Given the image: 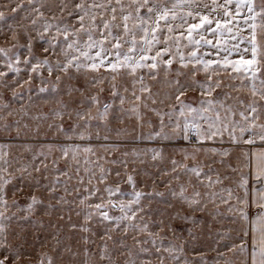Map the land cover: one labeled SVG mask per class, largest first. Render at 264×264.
Here are the masks:
<instances>
[{
    "label": "snow or ice",
    "instance_id": "1",
    "mask_svg": "<svg viewBox=\"0 0 264 264\" xmlns=\"http://www.w3.org/2000/svg\"><path fill=\"white\" fill-rule=\"evenodd\" d=\"M0 131V264H264V0L0 2Z\"/></svg>",
    "mask_w": 264,
    "mask_h": 264
},
{
    "label": "rangeland",
    "instance_id": "2",
    "mask_svg": "<svg viewBox=\"0 0 264 264\" xmlns=\"http://www.w3.org/2000/svg\"><path fill=\"white\" fill-rule=\"evenodd\" d=\"M0 2H5V0H0ZM24 2L26 3V0H24ZM34 89H35V86H33ZM156 87H159V86H154V90H156ZM33 96L35 98V91L33 92ZM188 99L189 101H193L196 99V96L194 93H190L189 96H188ZM24 103H27V101L25 100ZM45 112L47 111V107H44L43 109ZM94 125L96 122H93ZM65 127L67 128L68 125L66 124ZM44 131H47L46 129H44ZM12 136H15V132L12 133ZM54 136H55V133L54 132H48L47 133V138L45 139V136L44 134L42 133L41 137H40V140L39 141H36V140H30L29 142L31 143H48V142H52V143H57V144H62V143H72V141H65L63 138H61L60 140H55L54 139ZM23 133L21 135V139H23ZM4 142V133L2 131H0V143ZM76 143H84V142H81V141H75ZM19 143V142H17ZM93 143L95 144L96 141H93ZM150 146H155V145H150ZM211 146V145H209ZM215 147L217 148H220V147H229V145L227 144V141L225 139V142L223 143V145H221L220 143H217L215 145ZM20 150L19 148H17L16 150H14V154H19L20 153ZM127 190V189H125ZM163 186H161V191H163ZM20 199V203L23 204L24 203V199L21 197L19 198ZM215 253H212V252H209L208 253V259L211 260L212 257H214Z\"/></svg>",
    "mask_w": 264,
    "mask_h": 264
}]
</instances>
